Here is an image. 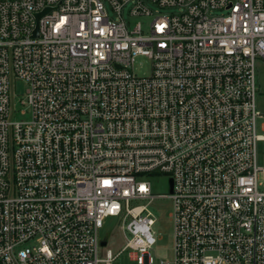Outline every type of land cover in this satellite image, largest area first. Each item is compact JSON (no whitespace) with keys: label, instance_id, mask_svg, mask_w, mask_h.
Masks as SVG:
<instances>
[{"label":"built area","instance_id":"built-area-1","mask_svg":"<svg viewBox=\"0 0 264 264\" xmlns=\"http://www.w3.org/2000/svg\"><path fill=\"white\" fill-rule=\"evenodd\" d=\"M107 1L119 18L104 0H0V264H113L127 248L150 264L156 219L131 203L156 197L173 206L160 264H264V0ZM130 2L183 9L129 27ZM157 173L172 192H152ZM110 217L132 236L103 257Z\"/></svg>","mask_w":264,"mask_h":264},{"label":"rangeland","instance_id":"rangeland-1","mask_svg":"<svg viewBox=\"0 0 264 264\" xmlns=\"http://www.w3.org/2000/svg\"><path fill=\"white\" fill-rule=\"evenodd\" d=\"M105 1L106 9L113 19L119 18L117 12H115L110 6L107 0ZM133 3H128L122 10V17L127 21L128 26L131 27L137 22H142L146 28L153 16L168 15L177 12H181L183 8L180 7H166L160 8L158 5L149 3V6L153 12L152 17L147 16H132L130 10ZM224 10H214L211 14H224ZM134 71L139 75H148L150 71V61L147 57L139 56L134 63ZM256 79L258 87L257 105L259 110L264 114V60L257 58L256 64ZM27 91V84L21 80H15L13 82L12 92L14 94L13 102L15 104L16 113L14 118H23L20 111L22 110L21 100L25 99ZM25 118H28L26 116ZM263 119L258 120V132L264 134L262 129ZM258 150V163L264 166V140H261L257 144ZM151 182L152 192L154 194H169L170 186L169 179L163 174H156L149 177ZM147 204V208L152 212L156 219V223L152 227L154 236L156 237L155 244L149 249L151 263L160 264L161 259L173 261V225L170 219V213L172 212V200L167 197H156L154 200L148 203V200H139L131 203L132 206ZM145 215V214H144ZM130 218L125 220V225L130 221ZM123 224L122 217H110L107 219L104 227L100 231V236L108 241V244L103 249V257L106 255V251L110 249L114 255H117L126 245L127 237L130 238L132 234L121 227ZM133 250L125 249L122 251L113 264H139L137 260L131 258ZM170 264H173L170 262Z\"/></svg>","mask_w":264,"mask_h":264},{"label":"water","instance_id":"water-1","mask_svg":"<svg viewBox=\"0 0 264 264\" xmlns=\"http://www.w3.org/2000/svg\"><path fill=\"white\" fill-rule=\"evenodd\" d=\"M46 11H48V9L45 10L44 12H42V13L37 14V18L39 19L40 16H42ZM37 34H38V29L35 31V35H37ZM169 185H170V191L172 192V188H173V182H172V180H170ZM103 245H106V241H103Z\"/></svg>","mask_w":264,"mask_h":264}]
</instances>
